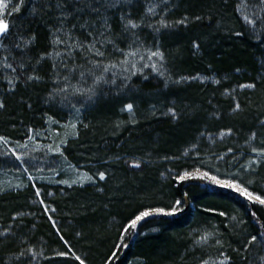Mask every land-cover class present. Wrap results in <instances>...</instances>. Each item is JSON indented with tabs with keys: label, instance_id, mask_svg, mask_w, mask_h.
Instances as JSON below:
<instances>
[{
	"label": "trees",
	"instance_id": "trees-1",
	"mask_svg": "<svg viewBox=\"0 0 264 264\" xmlns=\"http://www.w3.org/2000/svg\"><path fill=\"white\" fill-rule=\"evenodd\" d=\"M108 2L23 0L21 3V0H4L5 7L0 19L9 23L10 35L0 41L5 47V51L0 53V60L6 58L12 67L8 74H0V102L4 105L0 108L1 135L9 137L16 127L38 125L44 115L52 113H49L51 109L47 106H51L50 97L55 94L56 82H63L66 86L71 83L75 85L81 73L95 70L94 62L114 61L120 53L129 49L148 50L156 47L174 73L202 75L210 79L201 85L182 83L159 94L160 100L154 102L157 108L173 97L169 91L177 92V97L172 100L178 101L175 107L181 112L180 119L172 122L170 119L146 116L137 127L119 129L120 135L112 139L109 136L116 131L113 127L116 102L100 100L88 111L86 119L89 126L86 124L87 129H82L83 138L75 141V145L90 146L106 139L103 145L108 143L110 153L118 154L107 160L122 157L114 163V172L131 176L149 170L147 166L153 162L146 161L143 155L153 153V158H157L162 154L160 150L166 146L168 151L174 146L172 153H177L203 127L232 126L244 133L250 130L254 116L263 112L264 107V43L246 33L237 35L242 32V25L236 13V0H127L117 3L116 7H107ZM57 3L63 4V9L58 8ZM13 6L19 7V11H14ZM149 8L154 9L150 14L147 13ZM128 20L139 27L126 26ZM161 20L168 27L163 26ZM182 20L184 23H179ZM25 41L30 42L25 44ZM89 45H94L105 55H95L94 49H88ZM30 76L39 79H28ZM9 80H13L15 85L9 87L6 83ZM134 83L141 90L132 95L133 103L137 106L139 102L135 98L142 100L141 97L147 95L158 98L154 93L158 81L135 80ZM244 83H252L255 87L239 94L241 109L228 116L231 103L222 97V93ZM196 107L198 109H194ZM177 132H182L183 136H178ZM127 133H130V137ZM135 164L140 166L134 167ZM106 192L84 187L73 189L68 197L54 198L59 211L53 215L57 228L86 264H105L106 261V264H128L132 260L168 264L176 261L183 251L188 242L190 226L200 222V219L211 220L202 212L193 213L194 217L190 211L184 217L176 213L157 220L160 223L158 232L136 238V229H130L129 236L120 242L121 228L138 209L152 201L150 198L142 200L145 195L143 191L137 193L135 199L127 193L125 197L117 193L111 199L109 195L114 193ZM160 194L165 201L176 197L183 204L208 205L216 212L236 207L242 215V231L239 234L243 238L240 240L233 229L223 231L224 244L230 249L235 245L241 247L239 242H243L247 234H264V213L258 206L248 200L234 198L223 189L207 188L200 195H190L189 183L174 186L169 181L167 186L161 187ZM31 196L30 186L17 195L0 196V264H26L19 253L31 245L39 247L46 244L45 249L54 245L64 248L39 206L37 224H33L29 217H20L14 222L13 233L6 235L10 217L24 207L27 209V199ZM135 204H139L136 210ZM80 209L82 212H79ZM85 218L97 221L99 226L94 228L104 234L94 241L97 251H89V245L85 244L87 241L78 237L80 234L84 237L88 229ZM124 244L127 246H122ZM64 261L62 264H80L76 259Z\"/></svg>",
	"mask_w": 264,
	"mask_h": 264
},
{
	"label": "rangeland",
	"instance_id": "rangeland-1",
	"mask_svg": "<svg viewBox=\"0 0 264 264\" xmlns=\"http://www.w3.org/2000/svg\"><path fill=\"white\" fill-rule=\"evenodd\" d=\"M122 1L127 0H117V3ZM236 2V13L242 25V30H240L242 32L239 33H246L251 38L253 37V39H258L264 43V5H260L259 0H236ZM3 11L4 8L0 9V15ZM147 13L150 14L149 9ZM245 16L254 22L249 24L244 19ZM3 51H5V47L1 43L0 53H3ZM156 51H159L157 47L148 50L136 48L125 50L114 61L105 60L106 62H100V67H94V71L92 70L86 74L81 73L75 85L71 83L70 86L69 84L66 86L65 83L62 84L63 82L61 84L56 82V88L53 90L55 94L50 97L51 106H47L51 109L49 113H52L44 115L43 121L38 125L22 126L20 129L16 127V130L9 137L0 134V137H4L7 141V143L0 141V196L17 195L26 191L29 186L32 188V196L27 199L26 208H28L24 209V207L17 213L14 212L15 215L10 217V223H7L6 235L13 233L14 222L20 217H29L33 224H37V217L39 216L37 209L39 206L50 220L64 245V248L54 245L47 249H45L46 244L39 247L31 245L26 251H20L19 253L25 258L26 264H62L65 263L64 260L66 259H75L76 256H79L62 237L57 228L53 215L59 211L54 198L68 197L73 189L84 187L101 192L107 191L106 194H110L109 191H112L114 195H109L111 199L115 198L114 196L117 193H120V197H125L127 193L129 197L132 196L135 199L137 193L143 191L145 195H143L142 200L143 198H150L149 200L152 201L138 209L121 228L118 239L120 242H123L130 232L129 229L125 234L123 229L128 228L131 220L142 211L163 208L165 212L175 209V214H181L182 217L189 211V213L192 212V217H194L193 213L195 212L208 215L211 220L200 219V222L198 221L197 224L190 226L187 237L188 242L185 244L183 251L176 261L172 260L168 264H222V262L223 264H234L236 262L264 264V234L261 237L260 235L244 232L243 234L247 235H245L243 242H239L241 247L235 245L230 249L224 244L225 240L222 232L227 231V228L237 232V237L240 240L241 237L243 238L239 234L242 231V215L236 207L232 206L228 210L226 209L227 211L216 212L208 205L196 206L190 204L189 206L183 204L176 197L165 201L162 200L160 194L161 187L167 186L171 181L174 186L182 182L189 183L190 195H200L207 188L223 189L232 194L234 198L247 200L245 196L233 189L214 184L210 179L199 178L201 173L207 172L209 177L215 176L221 181L230 180L239 183L254 194L264 196V156L252 151V148L264 149V123H262L264 122V107L263 112L261 111L254 116L252 127L250 130L247 129L249 131L246 130L245 133L232 126L203 127L198 134H195V138L182 146L177 153H172L175 150L174 146L171 147L170 151L166 150L167 146L160 150L162 154L157 158H153V153H146L148 155H143L144 159L153 163L147 166L148 171L139 175L127 176L126 173L114 172L116 167L114 163L119 162L122 157L111 159L118 154L110 153L108 143L103 145V141L106 139H102L96 144H90V146L75 145V141L83 138L82 129H87V126H89L86 119L88 111L92 110L100 100L116 102L113 125L116 131L109 136L112 139H116L120 135L119 129L125 130V128L137 127L146 116L156 119H170L172 122L180 119L181 112L175 107L178 101L177 99L175 102L174 99L172 100L173 97H177V92L174 90L169 91L173 97L171 99L169 97L161 108H157L154 102L160 100L159 94L167 92L174 86H181L182 83H198L201 85V83L203 84L210 79L202 75L191 76L174 73L164 56L163 60L151 56V53ZM132 52L136 55H128ZM125 60H127V63H122ZM6 64H8L6 58H2L0 60L1 76L4 73L8 74L11 69L5 67ZM109 64H116L117 67L104 72L103 67ZM152 64L156 65L155 69L151 66ZM100 76H103V79L98 80L97 78ZM153 79L158 81V86L155 85L156 91L154 92L157 93L158 98H150L148 95L146 97L142 96V100L135 98L137 103L139 102L138 106L134 104V100H132L133 93L136 94L141 91L138 85L134 83L135 80L146 82ZM113 80L115 83L112 82ZM6 83L9 87L15 85L14 83L10 85L8 81ZM249 84L252 83L242 85ZM242 85L239 87L233 86L231 90L222 93V97L228 99L231 103L227 110L228 116L241 109L239 94L249 88L241 87ZM57 89L59 91H56ZM127 104L133 105L131 112L127 110ZM237 104L240 106L239 109L236 108ZM194 109H198V107ZM73 124L76 125L75 129L71 127ZM175 131H178V129H175ZM115 132H118V134H114ZM252 133L256 134L255 138L252 137ZM127 134L130 137V133ZM177 135L183 136L182 132H177ZM24 145L27 147H24ZM13 151L16 155L23 157V162L16 159ZM163 155L168 157L164 158ZM109 157L111 158L107 160ZM154 162L157 164H154ZM250 162L251 166H249ZM117 165L122 166V164ZM158 170L159 172H157ZM99 172L105 173L104 180H100ZM184 172L193 175L189 179L181 181L179 176L183 175ZM89 176L92 177L91 180L88 179ZM37 190H39L40 196L36 195ZM41 201L43 202L41 203ZM176 201H180V204L176 205ZM256 205L264 213V206ZM138 207L139 204H135L134 209L136 210ZM79 212H82V209ZM221 213H224V215H221ZM164 216L171 215H153L139 222L135 228L137 233L135 237L140 238L149 233L158 232L160 223L157 220L163 219ZM87 219L85 218V226L88 229L86 228L84 237L83 234L78 237L82 241H87L85 244L89 245V251H97L94 241L104 234L94 228L99 226L96 224L97 221ZM68 221L71 223L70 219ZM252 236L257 237L255 242H251ZM84 252L88 254L87 251ZM59 253H64V255L61 256ZM128 264L148 263L132 260Z\"/></svg>",
	"mask_w": 264,
	"mask_h": 264
},
{
	"label": "snow or ice",
	"instance_id": "snow-or-ice-1",
	"mask_svg": "<svg viewBox=\"0 0 264 264\" xmlns=\"http://www.w3.org/2000/svg\"><path fill=\"white\" fill-rule=\"evenodd\" d=\"M23 2V0H21V3ZM259 4L260 5H264V0H259ZM58 8H61L63 9L64 5L61 4V3H57L56 5ZM107 7H116L117 6V0H109V2L106 4ZM5 7V4H4V0H0V9H3ZM13 10L18 12L19 11V7L17 6H13ZM95 11H99L98 9H94ZM149 11L152 12L154 11L153 8H149ZM33 12H35V9H33ZM63 15H67V13H62ZM199 19V18H198ZM244 19L246 20V22H248L249 24L253 23L254 21L252 20H249V18L247 16L244 17ZM179 23H184V21H179ZM161 24L165 27H168V25L163 21L161 20ZM126 26H130L131 28H137L139 27V25L137 23H134L132 20H128L127 21V25ZM10 35L9 33V23H7L4 19H0V40L8 37ZM89 35H91V33H89ZM237 35H242V33H237ZM34 39V37H33ZM30 41H25V44L29 43ZM57 42H60L59 40H57ZM109 43H111V41H109ZM80 47H84L83 45H79ZM17 47H19V45H17ZM88 49L89 50H95V55L97 56H104V52L100 51L99 49H95V46L94 45H89L88 46ZM120 51H123V50H120ZM128 55H136V53L132 52V53H129ZM151 56H156V57H159L161 60H163V53L159 52V51H156V52H152L151 53ZM122 63H127V60L123 61ZM23 66V65H21ZM100 62H94L93 63V67H100ZM154 69L156 68V65L155 64H152L151 65ZM5 67H8V68H11L12 65L11 64H6ZM117 65L116 64H109L108 66H105L103 67V71L104 72H108L110 68H116ZM13 71H15V69H13ZM83 75V74H82ZM28 79H39V77H28ZM65 79H67V77H65ZM98 80L100 79H103V76H100L97 78ZM113 83H115V81L113 80L112 81ZM8 83L10 85L13 84V80H9ZM241 87H249V88H254L255 85L254 84H249V85H242ZM4 105L2 102H0V108H3ZM239 104L236 105V108L239 109ZM126 108L129 112H131V110L133 109V105L132 104H127L126 105ZM264 123V122H262ZM71 127L73 129H75L76 125L73 124L71 125ZM255 133H252V137L255 138ZM0 141H4L5 143H7L6 139L4 137H0ZM24 147H27L26 145H24ZM252 151L254 152H257L258 155L260 156H264V149H256V148H252ZM13 155H16L15 152L13 151ZM62 155V153H61ZM16 159L17 160H20L23 162V157L20 156V155H16ZM140 165L139 164H135L134 167H139ZM249 166H251V162L249 163ZM243 167V165H242ZM25 171H27V169H25ZM99 175V178L100 180H104L105 179V173L104 172H99L98 173ZM193 174L192 173H189V172H184L183 175L179 176V179L181 181H185L187 179H189ZM200 179H210L212 183L214 184H219L225 188H229V189H233L237 192H239L242 196H245L246 199L248 201H251L253 203H256V204H259L261 206H264V196L260 195V194H254L253 192L249 191L248 188L246 187H243L241 186V184L239 183H234L230 180H218L215 176H211L209 177L208 173L207 172H204V173H201L200 176H199ZM89 180L92 179L91 176L88 177ZM75 183V181H73ZM65 183H67L65 181ZM249 183H251V181H249ZM36 195L37 196H40V192L39 190H37L36 192ZM43 201H41L42 203ZM176 205H179L180 204V201H176L175 202ZM174 215L175 214V209H173V211H170V212H165V210L163 208H155V209H152L150 211H142L140 212L134 219L131 220V223L128 225V228H125L123 229V231L125 232V234L127 233V231L129 229H134L137 227L138 223L143 221L146 217H149V216H153V215ZM221 215H224V213H221ZM253 215H255V213H253ZM233 219H235V217H233ZM257 240V237L256 236H252L251 237V242H255ZM124 247H126L127 245L124 244L122 245ZM59 255L63 256L64 253H59ZM76 260H78L80 262V264H85V262L79 257V256H76L75 257ZM223 264V262H222Z\"/></svg>",
	"mask_w": 264,
	"mask_h": 264
},
{
	"label": "water",
	"instance_id": "water-1",
	"mask_svg": "<svg viewBox=\"0 0 264 264\" xmlns=\"http://www.w3.org/2000/svg\"><path fill=\"white\" fill-rule=\"evenodd\" d=\"M1 41V40H0Z\"/></svg>",
	"mask_w": 264,
	"mask_h": 264
}]
</instances>
